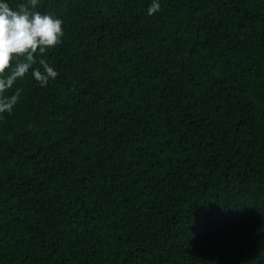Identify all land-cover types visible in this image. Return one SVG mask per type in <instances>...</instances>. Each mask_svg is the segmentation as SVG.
<instances>
[{"label": "trees", "instance_id": "obj_1", "mask_svg": "<svg viewBox=\"0 0 264 264\" xmlns=\"http://www.w3.org/2000/svg\"><path fill=\"white\" fill-rule=\"evenodd\" d=\"M158 2L39 0L64 35L4 93L0 264H264V0Z\"/></svg>", "mask_w": 264, "mask_h": 264}, {"label": "clouds", "instance_id": "obj_2", "mask_svg": "<svg viewBox=\"0 0 264 264\" xmlns=\"http://www.w3.org/2000/svg\"><path fill=\"white\" fill-rule=\"evenodd\" d=\"M39 0H27L14 10L8 3L0 2V114L10 113L18 102L20 90L5 96L18 78H23L37 62L42 67L32 71L35 80L46 87L49 80L56 79L58 73L50 67L45 59H37L39 51L43 55L46 50L62 43L64 35L62 21L50 14H41L34 9ZM160 11L158 0L148 8V15ZM14 58L17 59L13 64Z\"/></svg>", "mask_w": 264, "mask_h": 264}]
</instances>
